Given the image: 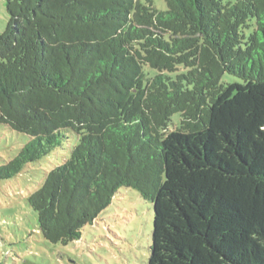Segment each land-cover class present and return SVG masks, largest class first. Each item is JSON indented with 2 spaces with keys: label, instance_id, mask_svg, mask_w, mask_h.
Returning <instances> with one entry per match:
<instances>
[{
  "label": "trees",
  "instance_id": "trees-1",
  "mask_svg": "<svg viewBox=\"0 0 264 264\" xmlns=\"http://www.w3.org/2000/svg\"><path fill=\"white\" fill-rule=\"evenodd\" d=\"M165 1L6 0L0 123L30 139L0 180L74 140L27 197L49 242L128 187L148 264H264V0Z\"/></svg>",
  "mask_w": 264,
  "mask_h": 264
},
{
  "label": "rangeland",
  "instance_id": "rangeland-1",
  "mask_svg": "<svg viewBox=\"0 0 264 264\" xmlns=\"http://www.w3.org/2000/svg\"><path fill=\"white\" fill-rule=\"evenodd\" d=\"M154 4L167 9L165 0H154ZM9 19L6 0H0V34ZM224 80L242 83L230 75ZM179 123L176 113L171 129ZM29 139L0 123V166L13 159ZM75 143L66 142L30 163L20 175L0 180V264H148L155 213L152 203L134 188L122 187L98 219L83 228L80 239L63 244L44 237L27 197L41 186L47 172L69 158Z\"/></svg>",
  "mask_w": 264,
  "mask_h": 264
}]
</instances>
